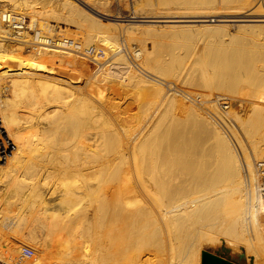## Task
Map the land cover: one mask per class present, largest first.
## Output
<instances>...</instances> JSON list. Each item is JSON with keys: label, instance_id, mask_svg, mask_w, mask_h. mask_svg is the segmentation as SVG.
<instances>
[{"label": "bare ground", "instance_id": "6f19581e", "mask_svg": "<svg viewBox=\"0 0 264 264\" xmlns=\"http://www.w3.org/2000/svg\"><path fill=\"white\" fill-rule=\"evenodd\" d=\"M182 2L207 6L183 8L180 14L152 16H141L135 9L131 19L121 20L147 24V28L130 26V30L137 29L136 35L141 39L180 34L175 38L184 54L152 64V50L143 44L131 50L138 63L175 78L185 90L199 88L201 93L198 91L195 97L198 99H193L201 105L208 103L207 98L214 91L229 94L228 118L242 126L251 125L255 137L263 134L264 102L257 107L235 95L248 89L253 93L251 99H255L264 84V70H259L264 61L261 67L260 61L257 67L248 66L249 62L256 64V57L253 63L246 62L247 56L243 54H253L254 43L249 44L251 51L236 47L230 53L224 38L235 42L232 37L241 31L244 36L264 31V0ZM218 2L222 6L218 7ZM88 5L84 0H0L1 9L27 16L28 29L38 32L44 43L45 37L58 41L73 37L88 46L97 39L98 47L113 52L111 62L94 72L104 73L106 85L95 84L99 78L92 75L96 80L86 91L80 76L83 72L87 78V68H93L86 60H80L85 57L43 43L33 47L36 35L30 36L26 31L19 38L11 37L9 30L0 28L2 115L17 147L9 162L0 164V263L16 264L20 256L16 254L29 246L34 256L27 264H200L202 242L222 234L229 250L255 264H264V175L258 170V164L264 162V149L258 147L263 141L255 144L251 153L246 152L240 144V129L227 127L220 117L226 132L204 107L196 108L194 101L185 107L186 98L179 99L172 93L164 94L163 101L186 113L183 122L169 120L166 125L167 119L163 123L162 116L154 125L145 124L141 115L144 112H140L143 119L138 120L144 121V125L138 133H131L129 127L123 128L125 123L119 122L126 113L115 123L112 109L102 106L105 90L112 89L118 102L122 98L115 91L129 86L155 97L165 92L151 76H142L134 69L122 52L116 33L97 34L96 29L105 24L86 11L84 6L90 8ZM76 7L84 13H77ZM72 24L84 33H76V29L70 28ZM233 29L237 32L233 33ZM76 34L81 35L80 41ZM253 34V38L258 36ZM198 42L201 47H196ZM241 44L244 45L238 43ZM24 49L30 53L22 54ZM257 49L254 56L258 60L264 51L261 54ZM189 59L193 61L190 67ZM59 65L79 73L75 75L80 80L57 76ZM177 66H182L180 71H176ZM242 72L246 79L239 75ZM98 74L95 76L100 77ZM255 80L261 84L256 85ZM245 94L246 91L244 97ZM202 97L206 101L200 100ZM259 98L261 102L263 94ZM209 106L214 114H219L215 103ZM136 125L133 123V127ZM140 125L138 122L139 128ZM242 242L247 248L244 247V253L240 250Z\"/></svg>", "mask_w": 264, "mask_h": 264}, {"label": "rangeland", "instance_id": "374dc122", "mask_svg": "<svg viewBox=\"0 0 264 264\" xmlns=\"http://www.w3.org/2000/svg\"><path fill=\"white\" fill-rule=\"evenodd\" d=\"M84 1H86L89 5H90V8L89 7H85L84 6V8L86 9V11L87 12H89L90 14H92L93 16H95V18H98V19H100V20H103L102 22H103V24H105V27L104 28H102V27H98L96 30H97V34L98 35H106V34H110L111 32H113V33H116L117 35H118V43L120 44V46H121V48H122V52L123 53H125L126 54V49L127 50H133L134 49V51L136 50V49H139L143 44H145V47L148 49V50H152V51H150L152 54H151V56H150V58L149 59H151L150 61H151V63H152V61L153 62H156L158 59L159 60H172V58H173V56L175 55V56H177V55H179V54H184L185 52V50L183 49V47H181V45H180V43L178 42V40L176 39L177 38V36H179L180 34H175V35H172V34H169L168 36H166V37H161V38H154V39H146V38H144V37H142V38H144V39H141V37H137V29H131L130 30V26H133V27H135V28H137V27H144V28H147L148 26H147V24H145V23H140V22H128V21H125V22H123V21H121V20H129V19H131L130 17L133 15V12H134V10L136 9V11L138 12V14L139 15H141V16H152V15H158V14H180V13H183V8H189V7H193V6H197V7H200V6H207V5H202L201 3H193V4H191V3H184V2H182V0H84ZM262 2V1H261ZM88 5V6H89ZM213 6V5H212ZM217 6L218 7H220V6H222V3L221 2H218L217 3ZM36 7H38L37 9L39 10L41 7H40V5H37ZM262 8V10L264 11V6L262 5L261 6ZM6 8H9L8 6H6ZM83 8V7H82ZM93 8H94V10H93ZM41 11H43L42 9H40ZM75 11L77 12V13H84V10L83 9H81V7H76L75 8ZM98 11V12H97ZM99 11L101 12V13H99ZM103 13H106V14H108V15H110V16H105V15H103ZM27 17V16H26ZM108 22H111V23H108ZM71 24V23H70ZM110 24V25H109ZM128 24V25H127ZM133 24V25H132ZM152 24H154V25H161V24H156V23H152ZM61 26H63L62 24H61ZM76 26L75 25H73L72 24V26H70V28H72V29H76L75 28ZM107 28V29H106ZM76 33H79V32H81L80 34L82 35V32L84 33V31H82V30H77L76 29ZM106 32V33H104V34H102L101 32ZM27 32H29V35L30 36H34V35H32L33 34V32H32V30H28ZM108 32V33H107ZM129 33V32H132V33H130V35H126V33ZM233 33H235V32H237V30L235 31V29H233V31H232ZM253 34V33H257V37H255V35L253 34V36L255 37V38H253L252 37V35H250V34ZM250 34H248V33H246V35L248 36V39H244V38H246L247 36H244L245 35V33H244V31H241V32H239V34L238 33H236V35H237V37L235 36V37H232L234 40L233 41H235V42H232V40H231V38L230 37H228V38H230V39H226V38H224V42H227V40H228V44L226 43L225 44V48H226V46H227V48L229 47V50H228V52H230L231 53V51L234 53V49H232V48H236V47H241L242 49H250V51H251V46L249 45V44H251V43H254V44H252L253 45V47H252V50L253 49H255L256 48V50L258 51V49H257V47L260 49L259 51H261L260 53L261 54H263L262 53V51H264V43H263V41H264V31H262V30H260V31H252ZM81 35H79V34H76V38L77 39H79V41H80V36ZM242 36L243 38H242V40H241V38L239 39V36ZM65 37V36H64ZM116 37V36H115ZM176 37V38H175ZM28 38H30V37H28ZM32 38V37H31ZM71 38H73V37H71ZM239 40H241V41H239ZM252 38L254 39V40H252ZM236 39V40H235ZM250 39H251V41H250ZM96 40V42H97V39H95ZM230 40V41H229ZM238 40V41H237ZM244 40V41H243ZM78 41V40H77ZM237 41V42H236ZM243 41V42H242ZM250 43H249V42ZM254 41H256V42H254ZM92 43V44H89L88 46H90V45H93V46H95V47H97L98 49H101L102 51H104L105 52V58L104 59H102V60H100L99 62H95V61H93V60H91V59H88V58H86L85 57V59L83 60V59H80L81 61H85L86 63H88L89 65H91L92 66V68L94 69H91V67H89V68H87V70H88V73H87V78L85 77V76H83V75H85L83 72H82V74H81V76H83L82 78H81V76H80V79H79V76H77V75H79V73L77 74V72H72V71H70L69 69L70 68H68V67H66V68H63V66L62 65H59V66H57V69H58V71L56 70V73H58L57 74V76H59V77H62L64 80H67V79H71V77L72 78H74L73 80H75V79H79L80 81H81V85H84L83 86V88H84V90H86V91H90L91 90V87H92V83H94V81L97 79V78H99V79H97V83H95V84H100V86L101 87H103L102 85H104L105 84V80H104V73L102 72V71H96V73H94L95 72V70L96 69H98L99 68V66L101 65V66H106L107 65V63L109 62H111L110 61V57L112 56V54H113V52H107V51H105V48L104 49H102V46H100V47H98L97 46V43ZM229 42H231V43H233V44H231L230 45V43ZM243 43L244 45H242L241 44V46H239L238 45V43ZM80 43V42H79ZM237 43V45L238 46H235L234 44H236ZM260 43H263L262 45L260 44ZM257 44H258V46H257ZM83 46H87V45H84V44H82ZM233 45V46H232ZM254 45H255V47H254ZM144 46V45H143ZM142 46V47H143ZM202 46V43H199L198 42V44L196 45V47H201ZM243 46V47H242ZM180 48H181V50H180ZM240 48V50H242ZM183 49V50H182ZM231 50V51H230ZM236 50V49H235ZM237 50H238V48H237ZM244 50H242L241 52H243ZM256 50H254V52H256ZM24 51H26V52H24ZM125 51V52H124ZM22 52V54H29L30 52H29V49L28 50H26V49H24V50H22L21 51ZM247 51H245V53H246ZM253 52V54L250 52V53H248L247 52V54H243L244 56L246 55L247 57V59L245 58L244 60H246V62H249V61H252V63L254 62V57H256L255 58V62H256V64L254 63V64H251V62H249V63H247L248 64V66L249 65H251V67H252V65H255V67H257L256 65H257V62L258 61H260V63H258L259 64V67H261V64H263V62H261L262 60L264 61V54L263 55H258L260 58H261V60H259L260 58L258 57V60H257V56L255 55L254 56V54H256V53H254ZM232 53V54H233ZM259 53V52H258ZM259 53V54H260ZM253 55V56H252ZM116 56H118L119 57V54H117V55H114V58L116 59ZM263 56V57H262ZM126 57H128L127 56V54H126ZM114 58H113V60H114ZM230 59H232V57H229ZM263 58V59H262ZM112 59V58H111ZM129 59V58H128ZM229 59V60H230ZM249 59V60H248ZM109 60V61H108ZM190 61L187 63V66L188 67H190V66H192V59H189ZM248 60V61H247ZM129 61H130V59H129ZM141 61H139V63H140ZM108 63V64H109ZM130 63H131V61H130ZM143 62H141V66L144 68V70H145V72H146V76H151L150 78L152 79V81L154 80V82H156V84H157V86H160V87H162L163 89H164V92L165 93H163L162 94V96H158V97H155L154 95H152V94H142V93H139L138 91H136L137 90V88L136 89H134L133 88V86L131 87V86H129L128 88H122L121 89V91H119V92H117V91H115V93H120V95H118L120 98H122V100L120 99L119 100V102H118V99H116L115 98V96H114V94H113V90L112 89H108V90H105V93H107V94H105L104 95V99H103V103H102V106L105 108V109H109V111L111 110V112L110 113H112L113 114V116H112V114H111V116L113 117V120H115V119H117V120H115L116 122L115 123H118V119H119V116L121 117L122 116V118H123V116L125 115V113H126V115L124 116V119H125V122H124V119H119V122L121 121L122 123H125L126 125H124V124H122V126H123V128L125 127V126H127V127H125V128H128L130 131H131V133H138L139 131H140V129L142 128L141 126H143L144 125V123L146 124V123H148V124H151V125H154V124H156L157 122H158V120L160 119V117H162L163 116V119H162V121L164 120V118H166L165 120H166V122H165V124L167 125V123L169 122H171V123H180V122H183L186 118L185 117H187L186 116V113L182 110V109H179V108H171V107H169L168 105H166V103L164 102L165 101V95L166 94H170V93H172V94H175L179 99H182L183 97H185V96H180L177 92H176V90L177 89H179V90H182V91H189V89H191V88H188V90L186 89L185 90V87H183V86H181V85H179L178 84V82L176 81V79L175 78H172V77H166V76H163L162 75V73H156V72H153L152 70H150L149 69V67L144 63V64H142ZM132 64V63H131ZM152 64H154V63H152ZM60 66H62V70H61V67ZM258 67V68H259ZM264 65H262V68L261 69H259V70H264ZM60 68V69H59ZM182 68V66H177L176 67V71H180V69ZM257 68V69H258ZM61 70V74L62 75H59L60 73H59V71ZM63 70H65V71H63ZM69 72H68V71ZM136 70V69H135ZM62 71L63 72H65L66 74L65 75H68V76H70L69 78L67 77V76H65V75H63V73H62ZM70 73V75L68 74V73ZM99 74H98V73ZM137 72L138 73H140L138 70H137ZM213 72V71H212ZM211 72V73H212ZM71 73H72V75H71ZM102 73V74H101ZM214 73V72H213ZM211 74V76L212 75H215V74ZM244 72H242V75L241 74H239L240 76H244V78L246 79V77H245V75L243 74ZM246 73V72H245ZM74 74V75H73ZM75 74H77V75H75ZM95 74L97 75L98 74V76L100 75V77H96L95 76ZM142 74V76L144 75L143 73H141ZM217 74H219V73H217ZM93 75V78H96V79H92V76ZM102 75V76H101ZM144 75V76H145ZM250 75V74H249ZM248 75V73H247V77L249 76ZM90 76V77H89ZM218 76V75H217ZM77 77V78H76ZM195 77L196 78H198L197 77V75H195ZM194 77V78H195ZM213 77V76H212ZM216 77V76H215ZM215 77H213V78H215ZM86 78V79H85ZM91 78V79H90ZM101 78H103V80L101 79ZM149 78V77H148ZM250 78H251V75H250ZM90 79V81H88ZM240 79H243V78H240ZM262 79V78H261ZM260 79V80H261ZM101 80V81H100ZM156 80V81H155ZM159 80V81H158ZM257 80H259V77H258V79ZM257 80H255V82L257 81ZM263 80V79H262ZM84 81H85V83H86V86H85V84H84ZM103 81H104V83H103ZM91 82V83H90ZM100 82V83H99ZM101 82L103 83V84H101ZM160 82V83H159ZM263 82V81H262ZM88 83V84H87ZM162 83V84H161ZM90 84V85H89ZM259 85V84H261V81H260V83H258V82H256V85ZM106 85V84H105ZM261 85H263V86H261L262 88L264 87V84L262 83ZM91 86V87H90ZM261 87H260V89H259V91H257V94H256V92H254V91H252V92H254V94H256L257 95V97H256V95H255V99H257V98H261L262 97V94H263V97H264V93H262V91H263V89H262V91H260L261 90ZM257 88H259V87H257ZM256 88V90H258ZM114 89H116V88H114ZM198 89V90H197ZM197 90V91H196ZM255 90V91H256ZM198 92V91H200V93H201V90H199V88H196V89H194V90H192L191 89V91H189V92H192V93H190L189 95L190 96H192V98L194 97V99H198V98H195V97H197L196 95H198L199 94V92L196 94V92ZM245 91H246V94H245V97L247 98V100L245 99V97H244V93H245ZM250 90H244V92H243V90L242 91H239V92H236V94L237 95H235V97L237 98H239V96L240 97H242V99L245 101V102H249V103H252L254 106H257V107H262V105H264V98L262 99V101L260 102L258 99L257 100H255L254 98H252L253 100H254V102L255 101H258V102H260V103H256V104H260V105H256L254 102H253V100L251 99V97H253V93L251 94V91H250V93H248L247 94V92H249ZM189 92H186V93H189ZM215 92H218V91H214V93H213V95L210 97V98H207V100H208V103H206V104H204V105H206V106H204V105H201V104H199V103H197V105H196V102L197 101H194V106H197L196 108H202V107H204V109L210 114V116L213 118V119H215L219 124H220V126H222L223 127V129L224 130H226V132H227V128L225 129V127H224V125L226 124L227 125V127H232V128H236L237 130L238 129H240V132H239V139H240V144L243 146V148L246 150V152H247V150H248V153H251V149L254 151V148H253V146L256 144L257 145V143L259 144V143H261L262 141V143H261V145H262V147H261V145L259 144V148H261L262 150L264 149L263 147V145H264V137H263V135H264V133L263 134H261V135H259V136H257L256 135V137L254 136L255 134L251 131V129H250V126L251 125H245V126H242V124H240V122H235L234 123V121L232 122V120L230 119V118H228V114H226V112H228L229 110H230V108L231 107H229L228 109H226L225 111H223L222 109H221V106H219V104L216 102V100L219 98V99H221V100H226L227 101V104H228V106L230 105V103H231V100H228V96H229V94H227V93H220V92H218V93H215ZM242 92H243V94H242ZM259 92V93H258ZM264 92V91H263ZM109 93V94H108ZM242 94V95H238V94ZM165 94V95H164ZM258 94H259V96H258ZM261 94V95H260ZM141 95V96H140ZM164 95V96H163ZM233 97H234V95L233 94H231ZM230 95V96H231ZM139 96V97H138ZM249 96H250V98H249ZM110 97V98H109ZM112 98V99H111ZM143 98V99H142ZM186 98V97H185ZM259 98V99H260ZM109 99H111V100H109ZM201 99H203V100H205L206 101V98H204V97H202V98H200V100ZM241 99V98H240ZM164 100V101H163ZM248 100H252V102H250V101H248ZM111 101V102H110ZM143 101V102H142ZM113 102H114V104H113ZM119 104H118V103ZM187 102V103H186ZM191 101H188L187 100V98H186V101H184V106L185 107H187L188 105H190L191 103H193V102H191ZM106 103H108V104H106ZM142 104V105H140V104ZM165 103V104H164ZM216 104L217 105V107L221 110H219V114L217 113V112H215V114H217L218 115V117L220 118L221 117V120H223L222 122L223 123H225V124H223L220 120H218L216 117H214L212 114H211V112L214 110L212 107H210L209 105H211V104ZM261 103H263L262 105H261ZM108 105H109V107H108ZM112 105V106H111ZM116 105H117V107H116ZM119 105V106H118ZM100 106H101V104H100ZM121 106H122V108H121ZM208 106V107H207ZM111 107V108H110ZM113 107V108H112ZM118 107H119V109H118ZM139 107V108H138ZM168 109H167V108ZM212 109V111H209L210 109ZM171 109V110H170ZM118 110H120V111H122V112H120V111H118ZM200 110H202V109H200ZM203 111V110H202ZM215 111V110H214ZM214 111L212 112V113H214ZM113 112H115V113H113ZM119 112V113H118ZM139 112V113H138ZM140 112H144V114L143 113H141V115H142V117H144L145 119H144V123L142 122V121H140V120H138L139 118H142V117H139V116H141V115H139L140 114ZM204 112V111H203ZM121 113V114H120ZM161 113V114H160ZM163 113V114H162ZM124 114V115H123ZM146 114V115H145ZM160 114V115H159ZM164 114H165V116H164ZM166 114H167V116H166ZM128 115V116H127ZM135 115V116H134ZM138 115V117H136ZM143 115H145V116H143ZM158 115V116H157ZM114 116H116V118L114 117ZM136 117V118H134V117ZM156 116H157V118H156ZM176 118H175V117ZM128 117H129V119H128ZM152 117H154V118H152ZM174 117V118H173ZM115 118V119H114ZM147 118V119H146ZM173 118V119H172ZM131 119V120H130ZM136 120L137 119V121L139 122V125H140V122L141 123H143L142 125H140V128H139V126H137L138 125V122L137 121H133V120ZM143 119V118H142ZM141 119V120H142ZM148 119H149V121H148ZM178 119V120H177ZM123 120V121H122ZM169 120H171V121H169ZM174 120V121H173ZM181 120V121H180ZM146 121H148V122H146ZM152 121V122H151ZM155 123H154V122ZM177 121V122H176ZM233 123H231V122ZM120 122V123H121ZM132 123V125H130L131 123ZM150 122V123H149ZM128 123H130V124H128ZM133 123H135V125H136V123H137V125H136V127H133ZM163 123H164V121H163ZM168 123V124H169ZM237 123V124H236ZM129 126H128V125ZM237 126H235V125ZM240 124V125H239ZM165 125V126H166ZM225 125V126H226ZM130 126H132V127H130ZM239 127V128H238ZM132 128H133V130H132ZM138 129L137 131H135V129ZM245 131V132H243V131ZM242 131V132H241ZM251 132H252V134H251ZM229 133V132H228ZM247 134V135H245V134ZM250 134V135H249ZM123 135V134H122ZM249 135V139L251 138V140H249L248 139V137H246V136H248ZM252 136H254V137H252ZM263 137V138H262ZM254 138H255V140H254ZM257 138V139H256ZM247 139V140H246ZM253 139V140H252ZM260 139H262V140H260ZM244 141V142H243ZM248 141V142H247ZM253 141V142H252ZM254 141H256L255 143H254ZM250 142V143H249ZM245 143V144H244ZM249 143V144H248ZM253 145H252V144ZM245 145H246V147L248 148H246L245 147ZM236 146V145H235ZM249 146H251V147H249ZM236 148H237V150H238V152H239V149H238V147L236 146ZM241 155V154H240ZM28 175H29V173L28 172H26ZM27 174H26V176H27ZM25 176V177H26ZM30 176V175H29ZM28 176V177H29ZM263 219H264V216H263ZM18 229V228H17ZM222 234H214V240H212V241H203L202 242V251H204V250H207V251H210V252H212V253H216V254H219V255H222V256H224V257H226V258H228V259H230V260H235L236 262H238L239 264H255V263H253V262H251V260H247L246 258H241L240 257V255L237 253V252H233V251H231V250H229V248L228 247H225V243L223 242V237H224V235L223 236H221ZM218 239V240H217ZM222 240V241H221ZM222 242V243H221ZM242 243H244V245L242 244ZM242 243H240L239 245L241 246V244L243 245V246H241L240 247V250L244 253L245 252V250L247 249L246 248V244H245V242H242ZM29 247V246H28ZM244 247L246 248V249H244ZM22 249V248H21ZM32 249V248H31ZM20 250V249H19ZM18 250V251H19ZM17 255H20V256H17ZM16 256H17V260H16V264H21V262L22 263H25V260H27L26 261V264L28 263V262H30V260L32 259V258H30L29 260L28 259H24V261H23V258H21V253H19V254H16ZM33 256H34V254H33ZM19 257V258H18ZM22 259V260H21ZM20 261V262H19ZM261 262L259 261L258 262V264H260ZM200 264H202V261H201V263ZM262 264V263H261Z\"/></svg>", "mask_w": 264, "mask_h": 264}, {"label": "built area", "instance_id": "2783aa9c", "mask_svg": "<svg viewBox=\"0 0 264 264\" xmlns=\"http://www.w3.org/2000/svg\"><path fill=\"white\" fill-rule=\"evenodd\" d=\"M5 27L9 32L13 35L11 37H21L22 33L28 31V18L26 16L20 15V14H14L10 11L4 10L0 8V28ZM33 32V31H32ZM36 35L34 41L35 46H39L43 44H46L50 47H56V48H62V49H70L74 51L76 54H78L80 57H86L88 59H91L95 62H99L100 60L105 58V52L101 49H97V47L90 45V46H83L81 43L77 42L76 40L72 38H62L58 41V39L53 37H45L46 43L42 41L41 35H39L38 32H33L32 35ZM1 38V37H0ZM7 39V38H6ZM126 54L128 58L130 59L132 65L134 66V69L138 70L140 73L146 74L144 68L138 63V58L133 54L132 51L126 49ZM150 77V76H149ZM176 92L182 97L185 96L188 101H194L192 96L189 94H186V92L177 89ZM1 91H0V164L6 165L9 160L13 157V155L16 152V144L12 137L10 136L9 132L7 131L3 115H2V101H1ZM216 102L221 106V109L225 111L229 108L226 100L217 99ZM196 103H199V100H197ZM211 114L216 117L218 120L219 117H217L216 114ZM258 170L261 175H264V162H260L258 164ZM34 252L30 247H24L21 251V258L23 259H29L33 256ZM4 264V263H0Z\"/></svg>", "mask_w": 264, "mask_h": 264}, {"label": "water", "instance_id": "95a60500", "mask_svg": "<svg viewBox=\"0 0 264 264\" xmlns=\"http://www.w3.org/2000/svg\"><path fill=\"white\" fill-rule=\"evenodd\" d=\"M244 258L243 255L240 256ZM202 264H239L235 260H230L222 255L210 251H202Z\"/></svg>", "mask_w": 264, "mask_h": 264}]
</instances>
